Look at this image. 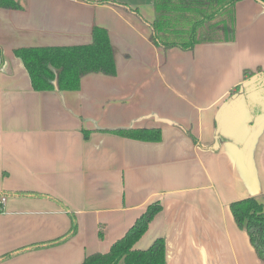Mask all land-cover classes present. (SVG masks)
I'll return each instance as SVG.
<instances>
[{
  "label": "crops",
  "instance_id": "obj_1",
  "mask_svg": "<svg viewBox=\"0 0 264 264\" xmlns=\"http://www.w3.org/2000/svg\"><path fill=\"white\" fill-rule=\"evenodd\" d=\"M117 1L155 20L154 0ZM17 2L0 7V264H80L158 200L136 249L164 237L167 264H264L231 211L264 202V114L244 145L217 133L232 93L264 74V1L236 3L234 41L187 51L157 47L148 23L112 3ZM94 25L109 32L117 75L36 91L15 49L87 44ZM121 127L160 128L162 139L106 130Z\"/></svg>",
  "mask_w": 264,
  "mask_h": 264
},
{
  "label": "trees",
  "instance_id": "obj_2",
  "mask_svg": "<svg viewBox=\"0 0 264 264\" xmlns=\"http://www.w3.org/2000/svg\"><path fill=\"white\" fill-rule=\"evenodd\" d=\"M83 1L112 3L136 14L150 25V40L163 49L177 47L187 51L201 43L234 41L236 38L235 5L240 0H154L156 17L153 22L144 18L139 7H132L117 0ZM0 7L19 9L21 5L17 0H0ZM15 54L22 59L36 91L79 90L82 78L88 74L117 75L109 32L100 25L93 26L90 43L21 47L15 49ZM253 74L246 71L247 77ZM242 87L244 85L238 87L230 98L237 95ZM256 90L258 91V88ZM256 90L254 97H264V92L257 93ZM255 99L252 98L251 103L256 117L264 114V98L259 101ZM106 130L144 141L162 139L160 128L121 127ZM89 134L90 132L85 130V135ZM219 137L220 141L226 139L222 135ZM194 140L197 142L195 138ZM162 210L163 204L160 200L151 203L127 232L113 243L108 252L92 253L80 264H167L164 237L157 238L146 249L135 248L136 243ZM231 211L238 226L248 231L259 258L264 262V202L256 197L244 198L232 202ZM75 229L74 223L72 231ZM62 239L55 241L60 243ZM10 256L8 253L3 258Z\"/></svg>",
  "mask_w": 264,
  "mask_h": 264
},
{
  "label": "water",
  "instance_id": "obj_3",
  "mask_svg": "<svg viewBox=\"0 0 264 264\" xmlns=\"http://www.w3.org/2000/svg\"><path fill=\"white\" fill-rule=\"evenodd\" d=\"M260 86L264 87V74L250 80L237 95L223 105L218 116V136L222 135L238 145H244L251 140L255 119L251 99L256 98L255 101H259L264 98L254 97V90ZM258 92L263 93L264 89Z\"/></svg>",
  "mask_w": 264,
  "mask_h": 264
},
{
  "label": "built area",
  "instance_id": "obj_4",
  "mask_svg": "<svg viewBox=\"0 0 264 264\" xmlns=\"http://www.w3.org/2000/svg\"><path fill=\"white\" fill-rule=\"evenodd\" d=\"M7 202V198L5 196H0V207L2 206V208H4V205Z\"/></svg>",
  "mask_w": 264,
  "mask_h": 264
},
{
  "label": "rangeland",
  "instance_id": "obj_5",
  "mask_svg": "<svg viewBox=\"0 0 264 264\" xmlns=\"http://www.w3.org/2000/svg\"><path fill=\"white\" fill-rule=\"evenodd\" d=\"M252 80V79H251ZM262 89H264V88H258V91H260V90H262ZM252 97V96H251Z\"/></svg>",
  "mask_w": 264,
  "mask_h": 264
},
{
  "label": "flooded vegetation",
  "instance_id": "obj_6",
  "mask_svg": "<svg viewBox=\"0 0 264 264\" xmlns=\"http://www.w3.org/2000/svg\"><path fill=\"white\" fill-rule=\"evenodd\" d=\"M259 88H264V87H261V86H260ZM261 92H262V91H261Z\"/></svg>",
  "mask_w": 264,
  "mask_h": 264
}]
</instances>
